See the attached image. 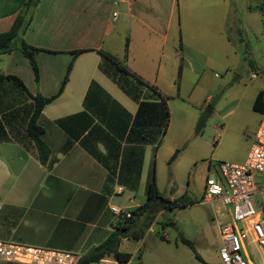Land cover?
Segmentation results:
<instances>
[{
  "label": "crops",
  "instance_id": "obj_1",
  "mask_svg": "<svg viewBox=\"0 0 264 264\" xmlns=\"http://www.w3.org/2000/svg\"><path fill=\"white\" fill-rule=\"evenodd\" d=\"M26 1L0 0V32L11 27ZM258 9H264L262 0H39L21 35L39 48L34 54L38 81L19 41L10 51L0 53V71L21 79L32 95L55 96L38 119L51 153L43 165L26 137L32 99L14 82H1L0 240L66 249L79 259L115 230L111 199L128 188L82 143L90 128L99 124L85 107L89 86L92 81L98 83L131 114V123L138 116L148 128L158 126L164 112L160 98L150 88L128 78L139 97L135 99L123 89L112 77L118 74L116 67L101 50L154 84L167 100L166 96L174 95L164 93L166 80H173L178 95L184 68L191 69L186 52L196 56L229 52L233 42L254 32L260 20ZM76 50L82 51L74 53ZM211 102L209 97L203 104ZM252 105L258 127L262 111ZM88 142L107 153L102 141L92 136ZM147 147L152 151V144L144 145L139 185ZM249 149L235 162H243ZM149 175L150 171L145 188ZM262 179L264 176L256 174L259 189ZM118 187L121 192H116ZM254 201L259 203L256 196ZM211 202L218 204L213 218L218 223L228 220L219 198ZM118 247L123 250L121 241Z\"/></svg>",
  "mask_w": 264,
  "mask_h": 264
},
{
  "label": "rangeland",
  "instance_id": "obj_2",
  "mask_svg": "<svg viewBox=\"0 0 264 264\" xmlns=\"http://www.w3.org/2000/svg\"><path fill=\"white\" fill-rule=\"evenodd\" d=\"M258 10L260 20L254 32L248 31V38L233 42L229 52L211 55L207 51L205 56L186 52L191 69L184 68L178 95L173 80H166L163 91L174 96L166 100L167 126L162 144L156 153L147 147L144 176L137 189H126L111 203L125 209L143 203L145 181L154 169L161 196L177 201L178 206L167 208V202L159 200L152 210L155 217L146 220L148 226L142 221L141 238H122L121 248L132 254L130 264L219 263V223L213 218L218 204L205 200V183L208 176L217 175L220 161L235 162L245 155L257 127L258 114L251 105L256 93L264 90V9ZM209 97L211 104H203ZM205 106L212 112L194 135ZM176 148L179 152L169 162ZM255 196L262 200L260 193ZM222 205L220 209L228 213V206Z\"/></svg>",
  "mask_w": 264,
  "mask_h": 264
},
{
  "label": "trees",
  "instance_id": "obj_3",
  "mask_svg": "<svg viewBox=\"0 0 264 264\" xmlns=\"http://www.w3.org/2000/svg\"><path fill=\"white\" fill-rule=\"evenodd\" d=\"M38 1L39 0H27L21 12L17 14L11 27L6 31L0 32V53L10 51L14 47L15 42L19 41V48L28 58L36 82L38 81L39 71L34 54L39 48L29 44L21 35L28 26L32 17V12ZM80 51L82 50H76L74 53ZM101 53L116 67L118 74L115 73L112 77L123 89L135 99L139 97V92L131 86L129 83L130 79L128 80V78L150 88L160 98V104L164 112L160 124L148 128L147 124L140 123L138 116L136 120L131 123V114L114 99H111L95 81L91 82L85 96V107L99 119V124L90 128L88 134L83 138L82 143L85 145L88 144L86 146L87 149L100 161L104 162L112 174L117 175L118 182L121 185L135 191L139 184L144 145L151 143L152 151L156 153L166 133V100L154 84L149 83L137 72L127 67L122 60L109 52L101 50ZM181 67L180 65L178 75H180ZM5 80H10L17 84V86L25 91L32 99V111L26 125V137L36 148L39 161L43 165L47 164L49 162L51 149L42 138L44 129L39 124L38 119L44 105L55 96L45 97L40 93L32 95L27 91L21 79L17 76L4 74L0 71V83ZM166 98H169V96H166ZM143 107L144 103L141 104V109ZM252 107L254 110L263 111L264 90H259L257 92ZM92 136L95 141H102L107 149L106 154L100 153L96 149L94 143L93 145L89 144L88 140L92 138ZM178 152L179 148H176L168 161L172 162ZM145 195V201L130 209V216L123 222L116 221L115 230L100 244L81 256L76 264H89L104 256H111L121 261H129L132 255L131 252L121 250L118 247L121 238H141L143 235L142 221L144 220L145 226H148L146 220H152L155 217L156 214L153 213L152 210L159 200H165L167 202V208L178 206L177 201L165 199L161 196L156 185L154 169H151L148 177ZM181 240L192 246L189 239L182 237ZM0 264L20 263L2 262Z\"/></svg>",
  "mask_w": 264,
  "mask_h": 264
},
{
  "label": "built area",
  "instance_id": "obj_4",
  "mask_svg": "<svg viewBox=\"0 0 264 264\" xmlns=\"http://www.w3.org/2000/svg\"><path fill=\"white\" fill-rule=\"evenodd\" d=\"M116 12L113 13L115 18ZM256 174L264 176V109L253 143L243 162L220 161L217 175L206 178V201L219 198L228 206L229 219L219 222L221 246L218 264H264V187L257 186ZM118 187L116 192H121ZM260 193L262 200L254 201ZM115 220L123 222L129 210L111 204ZM78 257L61 248L0 240V263L20 264H76ZM89 264H130L111 256H104Z\"/></svg>",
  "mask_w": 264,
  "mask_h": 264
},
{
  "label": "water",
  "instance_id": "obj_5",
  "mask_svg": "<svg viewBox=\"0 0 264 264\" xmlns=\"http://www.w3.org/2000/svg\"><path fill=\"white\" fill-rule=\"evenodd\" d=\"M212 109L209 106H205L204 109L202 110V112L200 113L195 127H194V135L198 134L200 132V130L202 129V127L204 126L205 122L207 121L209 115L211 114ZM161 206V205H160ZM156 208L153 209V211Z\"/></svg>",
  "mask_w": 264,
  "mask_h": 264
}]
</instances>
